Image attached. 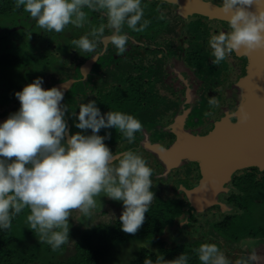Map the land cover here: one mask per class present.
Instances as JSON below:
<instances>
[{"label": "flooded vegetation", "instance_id": "af4514ba", "mask_svg": "<svg viewBox=\"0 0 264 264\" xmlns=\"http://www.w3.org/2000/svg\"><path fill=\"white\" fill-rule=\"evenodd\" d=\"M142 4L151 23L143 32L125 26L129 39L123 54L111 44L107 28L96 53L81 54L72 41L106 25L101 13L84 9L88 23L83 28L46 32L15 7V0H0V123L19 110L15 93L37 77L45 89L63 86L70 134L81 131L72 113L90 100L102 113L131 114L142 123L134 142L115 128L99 135L111 132L105 143L114 153L135 151L146 159L155 193L135 235L121 229L123 203L97 197L91 217L72 213L68 242L57 251L28 228L25 209L9 230H0V264H144L145 258L155 264L160 255L173 260L182 253L189 256L188 264H200L195 249L203 243L217 244L233 262L256 251L264 264V185L257 188L264 183V167H237L229 179L212 186L224 174H209L215 163L199 153L212 137L242 121L230 113L242 105L247 121L253 117L247 104L257 107L260 96L264 102V50L233 52L213 65L208 40L229 30L221 0ZM161 13L165 19H159ZM255 58L261 67L253 82ZM211 98L219 107L209 104Z\"/></svg>", "mask_w": 264, "mask_h": 264}, {"label": "clouds", "instance_id": "9594fccd", "mask_svg": "<svg viewBox=\"0 0 264 264\" xmlns=\"http://www.w3.org/2000/svg\"><path fill=\"white\" fill-rule=\"evenodd\" d=\"M15 7L23 8L38 28L55 33L69 25L83 28L88 23L84 9L101 13L106 25L92 27L87 35L72 41L81 54L96 53L106 28L111 32V44L123 54L129 39L125 26L143 32L151 23L144 18L147 5L142 0H15ZM220 9L229 30L208 40L213 65L233 52L264 50V0H221ZM165 18L161 13L159 19ZM91 57L96 60V55ZM43 83V78L37 77L16 92L19 110L0 123V230H9L13 219L28 209V228L40 243L57 251L68 242L72 213L91 217L96 198L106 196L123 203L121 229L135 235L155 198L153 170L135 151L114 153L105 143L111 132L105 136L99 133L115 128L132 143L142 130L141 121L120 111L102 113L96 101L90 100L80 104L78 114L72 113L75 127L81 131L70 134L63 86L45 89ZM209 104L219 107L216 98ZM229 117L247 119L242 105ZM88 130L91 134H86ZM195 252L200 264H259L256 251L233 262L215 243H203ZM188 262L189 256L182 253L173 260L160 255L155 264ZM144 264L153 261L145 258Z\"/></svg>", "mask_w": 264, "mask_h": 264}, {"label": "water", "instance_id": "95a60500", "mask_svg": "<svg viewBox=\"0 0 264 264\" xmlns=\"http://www.w3.org/2000/svg\"><path fill=\"white\" fill-rule=\"evenodd\" d=\"M257 60V61H256ZM253 63L251 68V80L253 82L259 75L258 69H260V61L258 58ZM264 65V64H262ZM262 96L259 97L257 107L252 103L247 104V115L251 113V117L247 121H241L236 125H232L227 130H224V135L218 137H212L211 143L205 145L204 149H200L199 153H203L207 159L213 160L215 165L209 168L208 173L215 175V178L219 173H223L224 176L216 184L221 183L229 179L232 172L238 167L247 165H260L264 167V102L261 101ZM252 108L253 110L249 109ZM221 133L218 131L217 134ZM262 150L259 154L257 150ZM261 155V156H260ZM206 184V183H205Z\"/></svg>", "mask_w": 264, "mask_h": 264}, {"label": "trees", "instance_id": "16d2710c", "mask_svg": "<svg viewBox=\"0 0 264 264\" xmlns=\"http://www.w3.org/2000/svg\"><path fill=\"white\" fill-rule=\"evenodd\" d=\"M263 185H264V183H262L261 185H258L257 188L259 189V188L263 187Z\"/></svg>", "mask_w": 264, "mask_h": 264}]
</instances>
